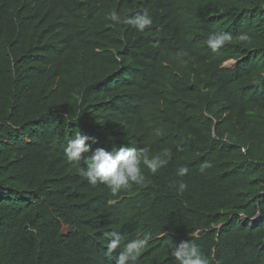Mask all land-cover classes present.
I'll list each match as a JSON object with an SVG mask.
<instances>
[{
    "label": "trees",
    "instance_id": "1",
    "mask_svg": "<svg viewBox=\"0 0 264 264\" xmlns=\"http://www.w3.org/2000/svg\"><path fill=\"white\" fill-rule=\"evenodd\" d=\"M0 264H264V0H0Z\"/></svg>",
    "mask_w": 264,
    "mask_h": 264
},
{
    "label": "rangeland",
    "instance_id": "2",
    "mask_svg": "<svg viewBox=\"0 0 264 264\" xmlns=\"http://www.w3.org/2000/svg\"><path fill=\"white\" fill-rule=\"evenodd\" d=\"M234 66H235L234 61H232V62L228 61L227 63H225V67H227V68H233Z\"/></svg>",
    "mask_w": 264,
    "mask_h": 264
},
{
    "label": "clouds",
    "instance_id": "3",
    "mask_svg": "<svg viewBox=\"0 0 264 264\" xmlns=\"http://www.w3.org/2000/svg\"><path fill=\"white\" fill-rule=\"evenodd\" d=\"M229 61H234V60H229ZM227 62H228V61H227ZM227 62H225V63H227ZM234 62H235V66H236V64H237L236 62H238V61H234ZM225 63H224V66H225ZM235 66H234V67H235ZM226 68H227V67H226Z\"/></svg>",
    "mask_w": 264,
    "mask_h": 264
},
{
    "label": "bare ground",
    "instance_id": "4",
    "mask_svg": "<svg viewBox=\"0 0 264 264\" xmlns=\"http://www.w3.org/2000/svg\"><path fill=\"white\" fill-rule=\"evenodd\" d=\"M254 221V220H253Z\"/></svg>",
    "mask_w": 264,
    "mask_h": 264
},
{
    "label": "water",
    "instance_id": "5",
    "mask_svg": "<svg viewBox=\"0 0 264 264\" xmlns=\"http://www.w3.org/2000/svg\"><path fill=\"white\" fill-rule=\"evenodd\" d=\"M237 63V62H236Z\"/></svg>",
    "mask_w": 264,
    "mask_h": 264
}]
</instances>
